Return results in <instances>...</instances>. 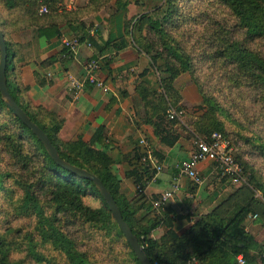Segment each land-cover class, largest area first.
<instances>
[{"label":"trees","instance_id":"16d2710c","mask_svg":"<svg viewBox=\"0 0 264 264\" xmlns=\"http://www.w3.org/2000/svg\"><path fill=\"white\" fill-rule=\"evenodd\" d=\"M26 1L28 7L25 9L21 4ZM48 1L53 5L52 0H0V3L10 14L14 13V16L27 14L28 19L36 21L38 18L50 16L51 10H57V6L51 7L50 10ZM218 1L237 19V26L244 33V37L234 41L220 38L222 41L216 45L215 51L208 53L203 45L200 52L206 56L203 57L206 60L223 59L233 65L237 72L247 78L250 85L261 91V97L264 99V57L250 48V44L254 41L264 40V0ZM41 6L47 7L49 13L39 16L38 10ZM165 6V10L156 8L150 16L141 18L142 20L148 17L147 27L148 32L152 33L151 38L144 34L135 37L133 28L127 30L126 23L124 36L131 35V40L137 48L150 59L157 72L162 74L159 77V84L164 93L175 99L173 83L177 76L185 72H193L194 59L191 58L192 53H187L185 44L181 45L172 37V31L176 27L170 18L172 15L179 16L175 0H165ZM1 33L5 39L4 32ZM80 39L92 41L87 33H84ZM5 43L7 45L6 79L10 94L30 120L48 136L62 160L87 170L101 180L114 198L124 221L138 239L151 264H236L238 255L246 257L253 238L245 232L244 221L247 216L253 214L255 204L261 203L247 188L237 189L211 212L195 221L183 215L170 217L164 212L160 218L154 217L150 223L140 224L136 216L142 211L145 214H152V202L157 196H149L148 199L147 196L142 195L154 172L141 163L139 151L132 155L139 166L125 172L124 175L135 186V197L138 199H128L121 190V179L114 169V161L107 154L110 143L106 141L105 126L98 127L88 142L82 141L80 136L73 141L62 140L59 134L63 121L42 107L30 106L20 97L21 89L16 80L10 76V72L13 73L15 67L14 54L11 51V44L6 39ZM119 45L120 42L114 46L119 47ZM207 47L212 49L214 46L207 45ZM157 61L162 65H157ZM147 94L148 91L146 93L143 88L140 92L142 101ZM158 98L160 102H157L163 105L165 100L163 95ZM202 100L205 112L195 123V130L204 135L205 139H208L211 133L219 132L229 140L234 149L231 134L216 116L220 109L215 99L211 94L202 93ZM110 103H113L112 99ZM109 108L110 106L107 111ZM157 114L158 111L154 116L149 114L147 122L152 125L155 136L165 139L163 132L166 131V126ZM245 139L251 142L249 138ZM251 145L264 160V141L255 138ZM0 151H3L7 157V170L0 168V191L6 190L5 185L11 181L12 185L21 192L14 216L18 218L26 214L35 218V233L27 234L26 237L25 235L21 237V230L13 228L11 222H7V216L0 221V264H96L82 248L83 244L77 241L71 228L82 230L81 232L88 230L89 235L92 229H95L103 233V238L108 240V244L123 243L128 264H140L94 184L58 166L48 156L35 135L6 107L1 95ZM246 168V164L243 163L244 172ZM251 178H254L252 174ZM196 186L193 184V187ZM257 186L264 194V186L260 183ZM85 198L97 201L99 206L92 207L86 204ZM149 200L151 204L148 203ZM46 209L51 212L47 213ZM176 220H186L191 224L178 234L173 230ZM158 227L164 231L158 239H154L152 232ZM45 246L51 247V255H44L38 251L39 247ZM19 251L26 252L28 260H25V263L23 259L18 258ZM116 260L117 258L113 256L110 262L117 264Z\"/></svg>","mask_w":264,"mask_h":264},{"label":"crops","instance_id":"0c3cea01","mask_svg":"<svg viewBox=\"0 0 264 264\" xmlns=\"http://www.w3.org/2000/svg\"><path fill=\"white\" fill-rule=\"evenodd\" d=\"M52 1L53 5L48 1L50 10L56 6L57 10H51L50 16L36 21L28 19L27 14L14 16V13L6 12L0 3V12L3 11L0 13V30L11 44L14 54L15 67L10 76L21 89L20 97L30 106L42 107L61 119L63 126L59 136L64 141H73L80 136L82 141L88 142L94 131L104 125L106 141L110 143L107 154L114 161L122 192L130 199L135 196V186L124 175L139 166L132 155L141 152L140 139L146 140L153 147L155 162L162 167V171L153 183L146 185L143 195L150 199L149 196L158 197L162 192L171 190L177 167L188 158L193 146L179 131L170 127L163 132L165 139L159 138L147 119L144 122L139 120L141 104L137 85L144 83L151 91L158 89L154 83H150L153 71L147 59L132 40L124 36L125 18L123 15L109 16L102 8L103 0ZM130 6L134 7L128 4L126 9L131 11ZM21 7L26 9L27 1ZM92 25L95 32L90 35L88 32ZM84 33L92 39L89 41L91 47L82 44L74 58H66L62 38H80ZM119 42V47L114 46ZM98 56L109 57L102 61L96 73L107 91L86 85L75 96L70 91L68 76L82 78L86 62ZM111 99L113 103H110ZM198 170L204 178V185L193 187L190 180L181 178L178 190L166 204V213L170 217L183 215L195 221L241 188L240 184L235 185L222 178L212 163H202ZM180 197L187 198L182 200L187 204L186 208L181 205ZM255 205L253 214L244 221L245 232L253 238L244 258L245 264H264L261 259L264 248V204ZM179 221L173 224V230L178 234L191 224L186 221L187 224L178 229ZM158 231L161 232V227L157 228L155 236L159 234Z\"/></svg>","mask_w":264,"mask_h":264},{"label":"rangeland","instance_id":"374dc122","mask_svg":"<svg viewBox=\"0 0 264 264\" xmlns=\"http://www.w3.org/2000/svg\"><path fill=\"white\" fill-rule=\"evenodd\" d=\"M103 1V10L108 12L109 16L116 15L120 17L123 15L122 17L125 18L127 30L128 28L130 30L132 27L135 37L144 34L148 38H151L152 33L148 32L147 27L148 17L142 20L141 18L142 16H150L152 11L156 8H161V10H165L166 8L165 0ZM128 4L134 5V7L130 6L131 11L126 9ZM175 4L177 5L179 16L174 17L172 15L170 18V21L174 22L176 27L172 31V37L181 45L185 44L187 53H192L190 55L191 58L194 59V70L193 72H185L177 76L173 83L176 98L172 99L170 95L168 94L167 96L160 87L159 77L162 74L157 72L155 66L151 64L150 59L143 54L153 71V77L150 83H154L158 90L151 91L149 88H146L147 86L144 83L137 85V93L141 104V113L138 115L139 120L144 122L148 119L149 114L154 116L158 111L159 114H157V117L163 119V124L166 128L170 127V129L174 131H179L190 145L193 146L196 136L201 138L204 137V135L195 130V123L205 112L202 93L207 95L211 94L220 109L216 116L218 120L223 123L225 129L231 134L234 140L233 156L242 166L243 163L247 166L244 174L246 183L241 184V188H247L250 193L254 195L255 199L264 204V194L257 186L258 183L264 186V160L251 145L255 138L264 141V99L261 97V91L255 86L250 85L247 78L237 72L233 68V65L227 63L223 59L211 60L208 58L206 60L203 58L206 56L200 52L201 47L204 45L207 52L212 53L216 50V45L221 43L222 40L220 38L234 41L243 38L244 33L240 30V27L237 26L238 21L231 14L230 10L218 0H175ZM127 12L129 14H127ZM128 18H130V20H127ZM176 29L178 30L176 31ZM125 36L132 39L130 34ZM132 43L134 44L133 40ZM207 45L214 47L209 49ZM134 46L137 48L135 44ZM250 48L259 52L264 57L263 39L251 43ZM157 65L161 66L162 64L160 61H157ZM143 88L146 93L148 91V94L145 100L142 101L140 92ZM161 95H163L165 99L163 105L158 103L160 102V98L158 97ZM152 102L155 103L153 104ZM169 105L183 111L181 119L173 121L168 120L167 109ZM246 137L249 138L251 142H247L245 139ZM6 163L7 157L4 155L3 151H0V168L2 170H7ZM251 174L254 178H251ZM5 189L4 191H0V221H3L7 216V222H11L13 228L21 230V237L24 235L26 237L27 234L34 235V217L26 214L18 218L14 216L16 213L15 206L18 201V196L21 194L20 190L14 187L11 181L5 185ZM143 194L142 192V195ZM135 196L133 199H138ZM180 198L181 202L183 199H187L186 197ZM128 199L130 198L128 197ZM85 202L92 207H97V204L99 205L97 201L91 198L85 199ZM148 203L151 204L150 200ZM181 205L185 208L187 207L186 203L184 204L182 202ZM46 211L47 213L51 212V210L48 209H46ZM164 212L166 213V210ZM163 213L159 214L155 209H152V214H145L142 211L138 213L136 218L140 224L145 225L150 223L154 217L157 219L160 218ZM179 222L178 229H180L182 225L187 224L186 220H181ZM71 229L74 231L73 233L77 241L83 244L82 248L88 252L89 256L96 264H114L110 262L113 256L117 258L115 262L117 264L129 263L125 257L127 252L124 247H122L123 243L121 245L116 242L108 244V240L103 238V233L97 232L98 230L95 229H92L90 235L88 234V230L81 232L82 230ZM163 231L164 230L161 228V232L158 231L159 234L155 236L157 229L154 230L152 232V237L158 239ZM38 251L44 255H51L52 253L50 246L39 247ZM18 258L23 259L24 263L25 260H28L26 252L24 251H19Z\"/></svg>","mask_w":264,"mask_h":264},{"label":"built area","instance_id":"2783aa9c","mask_svg":"<svg viewBox=\"0 0 264 264\" xmlns=\"http://www.w3.org/2000/svg\"><path fill=\"white\" fill-rule=\"evenodd\" d=\"M49 13V10L45 6H41L38 10V15L43 16ZM95 28L89 29V34L93 35ZM84 44L90 48L91 43L87 40L82 41L79 37L62 38V45L65 50L64 56L66 58H74L78 53V48ZM109 58L108 56H98L90 59L84 65V75L82 78L68 76V84L70 91L76 96L80 93L86 85H92L100 88L103 92L107 91L102 82L97 79L96 73L102 66V61ZM183 115L181 109L175 108L171 105L167 109V118L170 121L179 120ZM140 157L141 163L154 172L153 177L147 183L154 182L156 176L162 171V167L155 162L153 147L144 139H140ZM233 149L228 139H226L221 133L213 132L208 139L196 136L193 142V148L188 158L182 161L177 167V175L172 181V189L164 191L157 199L152 202V207L157 213H163L166 210V204L173 198V194L179 188V180L186 178L193 184L201 186L204 182V178L199 173V165L202 163L214 164L218 174L232 184H245L244 169L243 166L233 156ZM237 264H245V260L242 255L236 257ZM261 259L264 260V248L261 252ZM158 264V263H154Z\"/></svg>","mask_w":264,"mask_h":264},{"label":"water","instance_id":"95a60500","mask_svg":"<svg viewBox=\"0 0 264 264\" xmlns=\"http://www.w3.org/2000/svg\"><path fill=\"white\" fill-rule=\"evenodd\" d=\"M6 65H7V45L5 43L4 35L0 31V95L1 99L6 105V107L11 111V113L18 118L23 125H25L41 142L48 156L60 167L69 171L70 173L76 175L77 177L85 180L91 181L98 193L103 198L106 203L113 219L115 220L118 228L122 232L126 242L129 244L132 252L136 256L140 264H151L147 258L142 246L140 245L138 239L133 234L132 230L128 224L124 221L122 214L110 194V192L105 188L101 180L95 175L91 174L85 169H81L74 165L67 163L62 160L58 154V151L53 146L48 136L35 124L33 123L23 109L16 103L12 95L10 94L7 87L6 79Z\"/></svg>","mask_w":264,"mask_h":264},{"label":"clouds","instance_id":"9594fccd","mask_svg":"<svg viewBox=\"0 0 264 264\" xmlns=\"http://www.w3.org/2000/svg\"><path fill=\"white\" fill-rule=\"evenodd\" d=\"M85 199H88V198H85ZM99 205L97 204V207H98Z\"/></svg>","mask_w":264,"mask_h":264}]
</instances>
